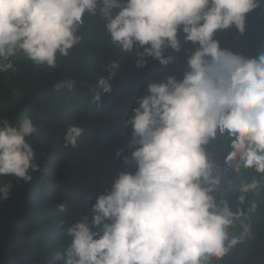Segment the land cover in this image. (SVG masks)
<instances>
[{
  "label": "clouds",
  "instance_id": "obj_1",
  "mask_svg": "<svg viewBox=\"0 0 264 264\" xmlns=\"http://www.w3.org/2000/svg\"><path fill=\"white\" fill-rule=\"evenodd\" d=\"M264 0H0V71L13 68L10 58L22 53L36 65L55 68L57 54L67 57L82 37L84 15H96L98 4L106 19L112 43L124 52L143 48L162 65L167 46L179 51L178 33L199 47L189 57L190 71L179 82L148 84V94L137 98L138 107L126 122L132 133L131 156L135 171H120L110 191L100 194L87 217L66 228L71 242L64 264H210L223 258L243 240L250 225L215 201L212 192L220 183L204 146L225 133L232 151L226 163L264 174V52L248 59L221 49L217 30L232 25L243 33L247 14ZM113 9H118L113 15ZM146 60L137 61L143 67ZM116 62L106 66L108 77L98 84L112 91L109 80ZM61 85H56L57 89ZM72 87V82L67 85ZM100 93L94 96L99 104ZM37 132L30 117L18 125L0 118V177L29 183L40 171L35 149L28 138ZM83 129L69 126L65 147L76 146ZM120 150L116 153L119 157ZM11 183L0 187L7 200ZM258 187L242 184L248 193ZM243 203L245 196L238 197ZM64 211L65 205H57ZM255 210L253 204L251 211ZM239 221L243 232L229 238L228 229Z\"/></svg>",
  "mask_w": 264,
  "mask_h": 264
},
{
  "label": "trees",
  "instance_id": "obj_2",
  "mask_svg": "<svg viewBox=\"0 0 264 264\" xmlns=\"http://www.w3.org/2000/svg\"><path fill=\"white\" fill-rule=\"evenodd\" d=\"M101 7L98 4L96 15L85 13L78 30L82 39L67 57L57 54L55 68L36 65L17 53L10 58L13 68L0 71V118L15 125L25 117L32 119L37 132L28 142L40 165L29 183L0 177V187L12 185L10 197L0 198V264H64V251L71 242L66 228L85 217L90 222L97 196L110 191L120 171H135L134 162L125 164L123 158L134 150L129 147L132 128L125 122L134 115L137 98L148 94L149 83L166 82L169 76L179 82L190 71L188 59L199 44L186 42L182 31L178 33L179 51L167 46L162 49L164 57H171L162 65L144 55L138 45L132 52H124L112 43ZM116 11L113 9V15ZM213 38L221 49L258 58L264 52V3L247 14L243 33L232 25L217 30ZM141 59L146 64L138 67ZM112 62L119 67L112 69V91L104 93L98 79L109 76L105 68ZM96 93H100L99 104L94 100ZM72 125L83 132L75 147H65L64 134ZM231 143L226 133H217L204 146L214 165L213 176L220 179L211 195L218 205L226 202L231 211L242 210L247 218L241 219L250 230L223 258H213L210 264H264V174L243 166L235 172V162L232 166L226 163ZM253 180L258 187L242 193L240 186ZM241 195L245 196L243 203L238 200ZM59 204L65 205L64 211L57 209ZM253 204L255 210L251 211ZM228 232L229 238L240 237V222Z\"/></svg>",
  "mask_w": 264,
  "mask_h": 264
}]
</instances>
